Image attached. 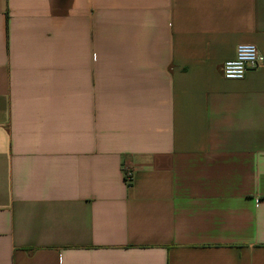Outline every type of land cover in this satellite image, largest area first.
<instances>
[{
    "label": "crops",
    "instance_id": "obj_1",
    "mask_svg": "<svg viewBox=\"0 0 264 264\" xmlns=\"http://www.w3.org/2000/svg\"><path fill=\"white\" fill-rule=\"evenodd\" d=\"M240 43L264 0H0V264H264Z\"/></svg>",
    "mask_w": 264,
    "mask_h": 264
},
{
    "label": "built area",
    "instance_id": "obj_2",
    "mask_svg": "<svg viewBox=\"0 0 264 264\" xmlns=\"http://www.w3.org/2000/svg\"><path fill=\"white\" fill-rule=\"evenodd\" d=\"M264 65V53L254 43H240L236 56L223 63L222 73L226 79H243L250 69ZM124 179L128 187H133L136 181L137 168L133 163L124 164Z\"/></svg>",
    "mask_w": 264,
    "mask_h": 264
}]
</instances>
